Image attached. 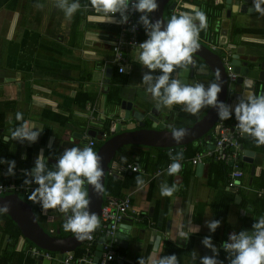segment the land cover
<instances>
[{
	"label": "crops",
	"instance_id": "1",
	"mask_svg": "<svg viewBox=\"0 0 264 264\" xmlns=\"http://www.w3.org/2000/svg\"><path fill=\"white\" fill-rule=\"evenodd\" d=\"M55 2L0 0V159L15 161L14 176L6 175L7 164H0V182H14L22 186L26 178L24 170L34 168V162L41 153L51 169L66 148H83L89 146V140H93L91 147L97 152L113 132L118 134L152 128L153 122L149 118L143 119L146 123L144 127L135 125L127 128L138 120L131 115L128 118L119 115L120 102L124 99L134 105L137 103L136 108L144 115L152 109L159 123L164 124L163 128L168 131L172 127H192L196 121L212 115L210 107L201 109L195 115L183 111L182 105L157 109L152 96L145 92L141 84L143 74L149 70L136 62L137 47L124 49L123 72H118L113 62L112 46L119 23L101 22L99 16L102 14L95 12L89 0H80L81 9L66 20ZM174 5L175 12L172 10ZM192 6L207 16L208 26L200 32L199 44L219 57L226 73L227 65L232 66L233 54H239L242 61L248 60L247 65L253 69L256 64L264 62V17L252 11L253 0H168L163 5L162 18L167 22L172 15L190 11ZM114 20L118 21L119 16H114ZM222 20L227 21L226 28L221 27ZM137 38L141 43L146 40L141 33L137 34ZM193 56L194 66H189L184 80L188 84L204 83L207 87L209 82L216 80L217 72L202 56L195 53ZM153 74L160 72L156 70ZM253 83L254 94L264 93V80L254 79ZM243 91L242 84L227 78V94L223 103L235 105L243 97H237V94ZM17 112L23 113V121L15 119ZM233 117L234 114L228 120H221L216 113L207 130L200 128V131L204 130L202 134L185 145L124 144L117 149L105 172L102 203L109 198L128 195L132 207L139 213L135 217H125L124 228L117 230L125 246L114 242L113 236L100 231L99 226L92 233L96 237L94 249L88 251L87 240H83L74 250L67 251L74 255L79 251L77 256L88 255L89 252L94 254L100 238L110 236L111 239L103 243L111 247L116 258L108 264H137L141 257L148 261L156 256L172 254L177 256L179 264H194L193 251L198 253L195 264H200L201 257L212 256L211 250L201 243L204 237L211 236L213 245L219 250L217 259L229 264L221 244L227 241L230 233L251 230L255 220L264 215V145L248 141V135L238 129L240 147L236 163L243 176L240 185L234 189L224 184L227 171L221 159L206 157L201 164L194 165L191 157L198 152L213 150L218 124L232 126L237 123ZM24 122L29 126L43 127L36 142H4L3 138L10 135L9 129ZM117 123L120 124L119 130H116ZM189 144L192 149L198 150L192 156H184V147ZM244 151H248L250 162L243 160ZM169 152L183 153L180 161L182 168L176 175H168L167 172V164L172 163ZM122 156L129 157L127 163L139 165V170L127 168V163L120 160ZM223 163L230 167L229 175L232 162ZM137 176H142L143 186L137 185ZM162 183L169 186L175 184L178 190L172 196H161ZM23 187L24 191L14 194L29 204L33 212L39 206V213L34 214L46 233L59 238L74 235L62 227L64 213L58 209L42 210L30 199L37 185ZM84 187L87 190V184ZM6 195L10 193H0V197ZM0 213L7 215L20 230V235L14 238V246H11L8 240L12 241L8 231L11 229L6 230L0 214V264H4L11 253L13 255L8 264H27L28 260H34V264H65L56 260L57 257L62 258L65 252L48 251L53 254L52 260L33 256L32 250L41 248L24 237L7 213ZM211 220L220 221L214 233L206 226V221ZM189 221L198 225L200 230L191 234L188 240H183L179 233L187 231ZM18 254L21 257H17Z\"/></svg>",
	"mask_w": 264,
	"mask_h": 264
},
{
	"label": "clouds",
	"instance_id": "2",
	"mask_svg": "<svg viewBox=\"0 0 264 264\" xmlns=\"http://www.w3.org/2000/svg\"><path fill=\"white\" fill-rule=\"evenodd\" d=\"M91 7L99 16L101 22H128L130 10L141 13L138 23L145 30L147 39L137 45L136 62L145 66L149 71L142 76L141 84L145 92L150 94L155 101L157 109L170 108L173 105H182L183 111L192 115L201 109L210 107L216 110L219 119L228 120L233 114L239 130L250 136L255 143L264 145V93L254 94L249 92L238 99L235 105L225 104L218 100L221 92L219 74L216 80L204 83L194 82L188 84L184 74L189 66H194L193 53L199 48V36L202 30L207 29V16L202 11L192 6L190 11L172 15L165 23L161 19L152 22L149 13L158 8L157 0H89ZM264 0H253L252 11L264 17ZM55 6L61 10L66 20L81 9L80 0H56ZM42 7V5H37ZM87 7V5H85ZM119 20H114L115 14ZM159 70L160 74L153 73ZM203 70V69H201ZM249 86H251L249 84ZM15 119L23 121V113L17 112ZM39 129L34 131L33 129ZM43 127L21 123L15 128H10V135L5 136L4 142L9 140L23 143L36 142ZM187 135V130L182 127L171 128V138L180 143ZM172 163L169 165L168 175H176L181 171L180 161L183 153H168ZM102 158L91 146L83 148H66L57 158L55 165L50 169L43 154L35 160V166L30 171L24 170L23 185L35 184L30 199L39 204L42 210L58 209L65 214L62 225L66 232L75 235L78 241L91 239V234L100 226V220L95 213L88 210L90 200L85 184L92 186L95 193L104 191L101 183L104 175L101 167ZM122 163H127V157L120 158ZM0 164H7L6 175H15V161L0 159ZM139 170V165L133 171ZM137 185L143 186L142 176L136 177ZM83 189V190H82ZM178 190L175 184L160 185L161 196H172ZM8 205L0 206V212H7ZM252 224L251 230L233 232L227 241L221 244L227 253L229 264H264V215H261ZM210 232L214 233L220 226L219 220L206 221ZM198 225H187V231L181 230L179 235L183 240H188L191 234L199 232ZM201 243L212 252V256L200 258V264H223L217 259L219 250L213 245L211 236H206ZM198 253L192 252L195 264ZM137 264H179L175 254L156 256L148 261L144 257L138 259Z\"/></svg>",
	"mask_w": 264,
	"mask_h": 264
},
{
	"label": "water",
	"instance_id": "3",
	"mask_svg": "<svg viewBox=\"0 0 264 264\" xmlns=\"http://www.w3.org/2000/svg\"><path fill=\"white\" fill-rule=\"evenodd\" d=\"M168 0H157L158 8L150 13V20L152 22H155L157 19H161L166 23V21L162 18V9L163 5ZM229 15V11L227 12V17ZM227 21L222 20L221 21V27L226 28ZM225 30L222 31L224 33ZM200 45V44H199ZM202 50H205L206 53H203L200 51V49H197L195 54H198L202 56L210 66L219 73L220 82H221V92L218 94V98L220 97V101L223 102L224 98L227 94V73L223 68L222 62L219 59V57L213 53H211L209 50L204 48L202 45L199 46ZM195 56H193L194 58ZM211 58V59H210ZM214 60V62L212 61ZM211 62V63H210ZM248 60H243L239 57V54H233L231 59L232 64V71L236 73L235 82L239 85L244 86V91L240 94H237V97L246 96L249 92L254 93L255 86H254V79H260L264 80V62L256 64V68H250L248 65ZM215 65V66H214ZM218 68V70H216ZM259 68V69H257ZM220 70V71H219ZM192 75V74H191ZM182 82H186L182 81ZM249 84L251 86H249ZM236 97V96H235ZM138 104L135 105L130 100H122L120 102V110L119 115L124 118H128L129 115L134 117L138 120L133 126H128L127 128H132L135 125L144 127L145 121L144 118H149L152 123V128H141L137 130H130L121 132L118 134L112 133V136L105 140L97 150V154L102 158L101 160V167L103 168L104 175L102 177L101 183L103 185L105 172L108 170V163L109 161L114 157V154L117 149H119L124 144H145V145H155V146H162V147H168V146H175V145H185L186 143H189L195 138H198L202 132L207 130V128L213 123L215 116H216V110L212 109L213 113L209 116V118L200 119L199 121H196L192 127H185L184 129L187 130V135L183 139L182 142L176 143L171 138V131H168L164 129L162 123H159L158 119L156 118L154 111L151 109L148 113L145 115L142 113V110H138L136 107ZM205 129L200 131V128ZM120 124H116V130H119ZM94 135V133H92ZM242 148V145H241ZM248 151H244L243 160L250 162L251 159L247 157L249 153ZM201 164V163H199ZM200 166V165H199ZM253 173V167H251L250 174ZM83 190V189H82ZM88 190V198L90 200L89 208L88 210L90 213H95L97 216L100 214V208L102 204V193H95L92 189V186L87 185ZM4 204L8 205V211L7 213L19 226L21 229L22 234L24 237L30 239L36 246L48 250V251H57V252H66L67 250H74L75 246L80 244L82 241H78L75 238V235L59 238L56 236H52L48 233H46L42 227L39 225L37 218L32 211L29 204L21 200L17 194L11 193L10 195L2 196L0 197V206H3ZM124 228V225L121 224L119 229ZM119 232H116L115 235L112 238L114 242H120L121 245L123 243L125 244V241L119 237ZM109 237H101L97 248L94 251V256L97 258L101 255L102 252V243L108 239H111ZM121 239V241H120ZM125 246V245H123ZM108 264V263H107Z\"/></svg>",
	"mask_w": 264,
	"mask_h": 264
},
{
	"label": "built area",
	"instance_id": "4",
	"mask_svg": "<svg viewBox=\"0 0 264 264\" xmlns=\"http://www.w3.org/2000/svg\"><path fill=\"white\" fill-rule=\"evenodd\" d=\"M174 12L176 10V5H174ZM129 17L128 22L125 24L119 23V31L115 40L113 42V62L118 67V72L124 71V61L125 57L123 51L126 47H137L141 43V40L137 38V34H144L145 39H147L145 30L141 24L138 23L139 16L141 13L130 10L126 13ZM119 14H115V16ZM214 48V46H213ZM236 73L232 71V66L227 65V78L229 81H233L236 78ZM237 123L232 124V126H224L218 124L216 128V134L214 138V148L213 150H205L204 152H198L194 157H191L192 164L202 163L206 157H215L222 159L225 162H232V169L228 175L226 186L227 188H235L240 185V179L243 176V171L239 168L236 161L239 158V147H240V132L238 131ZM103 135H105L103 133ZM94 143L93 140H89L88 145L92 146ZM171 163L167 164V169ZM126 167L133 171L136 168L135 164L127 163ZM25 187L17 185L14 182H0V193H17L24 191ZM139 215V213L132 207L131 199L128 195H124L122 198H109L104 203L101 204L100 214L98 218L100 220V231L106 233L110 236H114L117 232L125 217ZM91 239L87 240V249L90 251V248L94 244L95 236L91 234ZM102 252L99 257H95L94 254L90 252L88 255L75 256L73 252H65L62 258H56L59 262L68 264H107L109 261H113L116 256L114 251L102 243ZM32 255L46 260H52L53 254L48 252L45 249L35 248L32 250Z\"/></svg>",
	"mask_w": 264,
	"mask_h": 264
},
{
	"label": "trees",
	"instance_id": "5",
	"mask_svg": "<svg viewBox=\"0 0 264 264\" xmlns=\"http://www.w3.org/2000/svg\"><path fill=\"white\" fill-rule=\"evenodd\" d=\"M233 119H234V117H233ZM243 138H241V142H243ZM247 140L248 141H251V140H253L250 136H248L247 137ZM98 146V145H97ZM262 146V145H261ZM184 149H185V153H184V156H192V155H194L196 152H197V150H198V148H195V149H192L191 148V144H189V145H186L185 147H184ZM174 150H175V148H174ZM173 150V151H174ZM127 162H129V157H128V159H127ZM221 163L223 164V167H224V170L225 171H227L226 172V175L224 176V184H226L227 183V177H228V172H229V170H230V167L227 165V164H225V163H223V160L221 159ZM241 164L242 165H244L245 164V162H241ZM114 198H117V199H119V198H122V196L121 197H114ZM248 201V200H247ZM39 206H36V208H35V210H34V212L36 213V214H38L39 212H38V210H39V208H38ZM1 214V216L3 217V220H4V223H5V226H6V230H8V229H11V230H8L9 231V233H10V236H11V238H12V241L10 240V239H8L10 242H11V246H14V244H15V240L16 239H14V238H16L18 235H20V230L17 228V226L14 224V222L7 216V215H5V214H3V213H0ZM98 229H99V227H98ZM95 232V231H94ZM93 232V233H94ZM69 234H72L71 232H69ZM87 246V245H86ZM91 248H93L94 249V244L92 245V247ZM84 250V249H83ZM87 250V249H86ZM78 253H79V251H77V252H75V255L77 256L78 255ZM12 253L10 254V256L8 257V259L9 258H11L12 257ZM20 254H18L17 255V257L19 256ZM20 257H21V255H20ZM5 259H6V257H5ZM8 259L7 260H5L4 261V264H8ZM7 261V262H6ZM18 262H20V261H18ZM35 263V261L34 260H28L27 261V264H34Z\"/></svg>",
	"mask_w": 264,
	"mask_h": 264
},
{
	"label": "rangeland",
	"instance_id": "6",
	"mask_svg": "<svg viewBox=\"0 0 264 264\" xmlns=\"http://www.w3.org/2000/svg\"><path fill=\"white\" fill-rule=\"evenodd\" d=\"M44 229L47 230V227L45 226Z\"/></svg>",
	"mask_w": 264,
	"mask_h": 264
}]
</instances>
